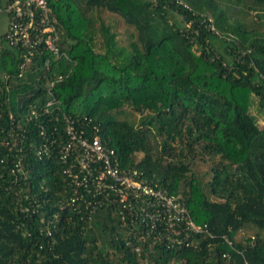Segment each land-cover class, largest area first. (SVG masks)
Returning a JSON list of instances; mask_svg holds the SVG:
<instances>
[{
  "label": "trees",
  "instance_id": "16d2710c",
  "mask_svg": "<svg viewBox=\"0 0 264 264\" xmlns=\"http://www.w3.org/2000/svg\"><path fill=\"white\" fill-rule=\"evenodd\" d=\"M229 1L226 10L216 0H46L62 57L35 53L19 75L18 51L1 44L0 140L20 130L27 176L10 171L14 152L0 144V264H264V33L228 19L238 6L262 19L264 0ZM102 11L132 28L127 46ZM50 98L59 109L26 122L29 106ZM62 112L97 125L122 166L179 196L212 236L199 234L196 248L162 243L139 253L109 209L60 210L62 166L35 146L42 128L61 131ZM197 159L210 162L206 182L192 169ZM247 226L255 234L235 240Z\"/></svg>",
  "mask_w": 264,
  "mask_h": 264
},
{
  "label": "built area",
  "instance_id": "2783aa9c",
  "mask_svg": "<svg viewBox=\"0 0 264 264\" xmlns=\"http://www.w3.org/2000/svg\"><path fill=\"white\" fill-rule=\"evenodd\" d=\"M0 13L8 17L0 48L3 44L18 51L21 58L19 75L33 62L35 53L48 52L56 59L63 56L57 45V21L51 16L46 0H0ZM210 28L213 29V26ZM44 66H49V58L45 59ZM62 78L61 74H57L50 80L47 84L49 93H52L54 83ZM56 102L50 98L44 105H30L24 119L29 122L40 113L50 114L59 109L54 107ZM61 118V131L53 126L48 136L42 128L40 134L44 142L35 146L37 156L52 157L54 154L62 166L64 182L60 210L70 209L90 217L97 209H109L114 221L125 233L126 244L138 241L134 250L139 253L152 251L156 244L162 243L166 248H196L199 246V234L212 236L205 225H199L191 218L179 196L167 195L135 166H122L115 149L103 143L97 125H89L91 130H88L85 127L89 124L86 118L72 117L65 112L61 113ZM11 119L21 129L20 121ZM22 139L20 130L11 129L8 138L0 140V144L9 145L14 152L10 159V171L17 178L20 174L27 176ZM224 239L234 248L231 240ZM221 257L228 260L229 254L222 252ZM245 264L250 263L245 261Z\"/></svg>",
  "mask_w": 264,
  "mask_h": 264
},
{
  "label": "rangeland",
  "instance_id": "374dc122",
  "mask_svg": "<svg viewBox=\"0 0 264 264\" xmlns=\"http://www.w3.org/2000/svg\"><path fill=\"white\" fill-rule=\"evenodd\" d=\"M218 3L219 8H223L226 10H229V6L231 4V2L229 0H216ZM237 13L236 14H231L229 11L228 13V19L229 22L230 21H236V22H241L244 24L248 25V28L255 27L258 31L263 32L264 33V17L260 20H252L253 19V15H255L254 12H248L247 9L244 6H238L237 7ZM101 17L104 20L105 23L109 24L112 27V30H114L117 34V39L118 42L121 45L127 46L129 41H130V37L129 34L132 31L131 27H128L125 25V23L122 21V19L116 15V14H112L110 12L107 11H102L101 12ZM171 18L172 20H176L179 18L174 15L171 14ZM212 18L210 17V20ZM257 19V17H256ZM7 25V18L6 15L4 13H0V37L3 33V31L5 30V27ZM99 39V38H98ZM196 48V46L194 47ZM198 51V49H196ZM46 82V81H44ZM126 112L129 113V116L133 119V120H137L139 118V114L136 113L135 111L132 110L131 107L129 106H125L124 107ZM257 105L256 103H254L252 105V112L254 114H257ZM258 120L260 123H263L264 121V114H258ZM193 171L202 179L203 182H206L207 180H209V178L211 177V172H210V162L208 160H199L197 159L195 161V163L192 166ZM210 198H212V196H210ZM257 231V229L255 227H251V226H247L243 229L237 230L233 233V238L235 240H243L245 237H249L251 235H254L255 232ZM262 236L264 237V230L261 232Z\"/></svg>",
  "mask_w": 264,
  "mask_h": 264
},
{
  "label": "crops",
  "instance_id": "0c3cea01",
  "mask_svg": "<svg viewBox=\"0 0 264 264\" xmlns=\"http://www.w3.org/2000/svg\"><path fill=\"white\" fill-rule=\"evenodd\" d=\"M5 29H6V27H5ZM4 31H5V30H4ZM4 31H3V32H4Z\"/></svg>",
  "mask_w": 264,
  "mask_h": 264
}]
</instances>
